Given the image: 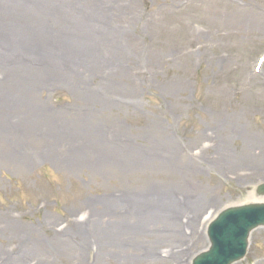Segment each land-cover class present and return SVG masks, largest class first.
Instances as JSON below:
<instances>
[{"label": "rangeland", "instance_id": "obj_1", "mask_svg": "<svg viewBox=\"0 0 264 264\" xmlns=\"http://www.w3.org/2000/svg\"><path fill=\"white\" fill-rule=\"evenodd\" d=\"M262 184L264 0H0V264H192Z\"/></svg>", "mask_w": 264, "mask_h": 264}, {"label": "water", "instance_id": "obj_2", "mask_svg": "<svg viewBox=\"0 0 264 264\" xmlns=\"http://www.w3.org/2000/svg\"><path fill=\"white\" fill-rule=\"evenodd\" d=\"M264 197V184L256 189ZM264 226V203L233 207L221 212L208 228L209 250L193 264H234L246 255L252 231Z\"/></svg>", "mask_w": 264, "mask_h": 264}, {"label": "bare ground", "instance_id": "obj_3", "mask_svg": "<svg viewBox=\"0 0 264 264\" xmlns=\"http://www.w3.org/2000/svg\"><path fill=\"white\" fill-rule=\"evenodd\" d=\"M250 159H256V158H253V157H252V158H250ZM188 198H190V199H191V197H190V196H186V198H185V199H188ZM186 202H188V201H186ZM176 228H177V226H176ZM177 229H178V228H177ZM197 237H198V236H197ZM19 259H20V258H19ZM19 259H18V260H19ZM17 264H22V261L18 262Z\"/></svg>", "mask_w": 264, "mask_h": 264}]
</instances>
